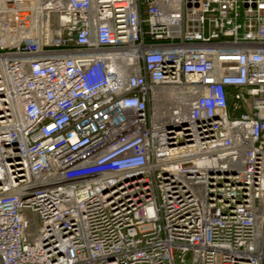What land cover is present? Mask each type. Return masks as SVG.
Wrapping results in <instances>:
<instances>
[{
    "label": "built area",
    "instance_id": "1",
    "mask_svg": "<svg viewBox=\"0 0 264 264\" xmlns=\"http://www.w3.org/2000/svg\"><path fill=\"white\" fill-rule=\"evenodd\" d=\"M0 264H264V0H0Z\"/></svg>",
    "mask_w": 264,
    "mask_h": 264
}]
</instances>
